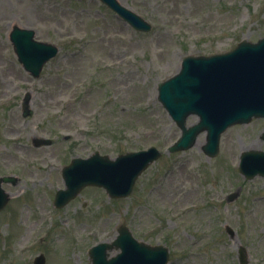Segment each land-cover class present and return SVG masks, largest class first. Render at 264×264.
<instances>
[{
	"label": "rangeland",
	"instance_id": "obj_1",
	"mask_svg": "<svg viewBox=\"0 0 264 264\" xmlns=\"http://www.w3.org/2000/svg\"><path fill=\"white\" fill-rule=\"evenodd\" d=\"M120 2L149 20L152 31L134 30L100 0H0V176L16 177L4 184L12 197L0 213V264H33L40 253L46 264H91L88 248L111 239L124 221L136 237L168 246L169 264H239L240 244L247 264H264V178L248 180L235 170L241 151L264 150L263 119L231 126L213 158L200 143L165 154L126 199L89 188L54 208L61 166L73 157L165 150L179 137L157 87L184 56L264 36V0ZM16 24L60 47L40 78L14 52L9 32ZM26 91L34 109L28 117L21 106ZM35 137L53 143L36 147ZM238 189L240 197L227 203Z\"/></svg>",
	"mask_w": 264,
	"mask_h": 264
},
{
	"label": "water",
	"instance_id": "obj_2",
	"mask_svg": "<svg viewBox=\"0 0 264 264\" xmlns=\"http://www.w3.org/2000/svg\"><path fill=\"white\" fill-rule=\"evenodd\" d=\"M109 1L114 2L113 0ZM112 7L118 10L135 27L140 29L149 28L145 20L118 3H113ZM20 37L21 33L19 31L13 34L14 40ZM230 54H228L227 59L222 58L223 56H216L206 61L197 62L196 68L215 67L224 75L230 74L228 68L236 72H240L242 69V79L240 78L232 83V91L220 90L222 94L215 95L211 90L205 89L198 90L199 93L194 94L186 85L189 81L191 82L189 63L193 61L192 59L185 61V68L180 75L160 85V99L164 101L166 107L183 129L182 137L171 147V150L184 149L194 145L198 133L203 129H207L208 143L205 149L213 155L218 149L220 133L230 122L240 119L248 120L253 115L264 116V80L260 79L259 76L251 75L257 72L258 67L264 65V39L256 44L243 42ZM34 59H39L38 55H35ZM29 65L37 67L39 62H30ZM248 75L256 79L250 78ZM244 79L249 80L255 87L245 85ZM216 80L217 82H223L224 79L218 77ZM234 80L236 79L229 80V82ZM181 84L186 86L180 89ZM238 110L242 111L236 113ZM190 112L200 113L202 119L195 128L188 130L185 127V118ZM159 156L160 152L152 147L146 151L120 155L115 160L110 159L109 156H102L98 152L88 159L75 158L72 164L65 168L67 189L61 191L59 196L71 199L84 186L89 184L106 187L112 196H126L131 192L138 175ZM5 180L7 181V179ZM1 182L2 179H0V209L5 206L9 196L2 189ZM114 244L124 246L120 239L116 240ZM108 246L110 245L101 244V247ZM142 249L138 245H134L132 248L125 247L123 259H119V261L121 264H153L156 258L150 254L141 253L143 252ZM98 250L99 246L92 250V254L96 258L95 264H118L106 261V255L100 254ZM155 251H160V247H151L150 253L154 255ZM163 251L165 255V249ZM165 262L166 259L162 263ZM39 264H43V262Z\"/></svg>",
	"mask_w": 264,
	"mask_h": 264
},
{
	"label": "bare ground",
	"instance_id": "obj_3",
	"mask_svg": "<svg viewBox=\"0 0 264 264\" xmlns=\"http://www.w3.org/2000/svg\"><path fill=\"white\" fill-rule=\"evenodd\" d=\"M244 81V84L245 85H248V86H251V87H255V85L253 84V83H251L249 80H246V79H244L243 80ZM211 90V92L213 93V94H215V95H221L222 93H221V91L219 90V89H210ZM191 91L195 94V93H199V91L196 89V88H194V87H191ZM230 98V97H229ZM230 99H232V98H230ZM232 101V100H231ZM199 143H200V145L201 144H203L204 143V140L203 139H201L200 141H199ZM253 148H257V146H253Z\"/></svg>",
	"mask_w": 264,
	"mask_h": 264
}]
</instances>
